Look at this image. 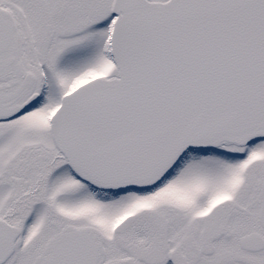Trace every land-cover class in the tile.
Here are the masks:
<instances>
[{
  "label": "snow or ice",
  "instance_id": "snow-or-ice-1",
  "mask_svg": "<svg viewBox=\"0 0 264 264\" xmlns=\"http://www.w3.org/2000/svg\"><path fill=\"white\" fill-rule=\"evenodd\" d=\"M0 264H264V0H0Z\"/></svg>",
  "mask_w": 264,
  "mask_h": 264
}]
</instances>
